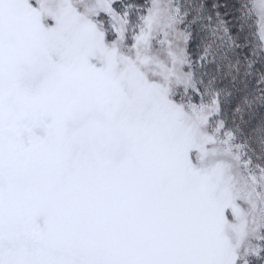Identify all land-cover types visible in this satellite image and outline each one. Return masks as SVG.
Instances as JSON below:
<instances>
[{"label": "snow or ice", "instance_id": "snow-or-ice-1", "mask_svg": "<svg viewBox=\"0 0 264 264\" xmlns=\"http://www.w3.org/2000/svg\"><path fill=\"white\" fill-rule=\"evenodd\" d=\"M0 264H264V0H0Z\"/></svg>", "mask_w": 264, "mask_h": 264}, {"label": "trees", "instance_id": "trees-1", "mask_svg": "<svg viewBox=\"0 0 264 264\" xmlns=\"http://www.w3.org/2000/svg\"><path fill=\"white\" fill-rule=\"evenodd\" d=\"M182 2H187V3H196V2H204V0H182ZM214 2H218L220 3L221 5H224V4H232L235 2V0H214ZM221 13L223 14L224 12L226 11H231V9H224V8H221ZM225 19L231 21L232 17L230 15H226L225 16Z\"/></svg>", "mask_w": 264, "mask_h": 264}]
</instances>
